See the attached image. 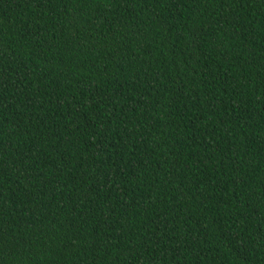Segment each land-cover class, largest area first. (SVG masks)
Here are the masks:
<instances>
[{
  "label": "trees",
  "instance_id": "trees-1",
  "mask_svg": "<svg viewBox=\"0 0 264 264\" xmlns=\"http://www.w3.org/2000/svg\"><path fill=\"white\" fill-rule=\"evenodd\" d=\"M0 264H264V0H0Z\"/></svg>",
  "mask_w": 264,
  "mask_h": 264
}]
</instances>
